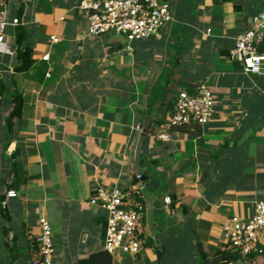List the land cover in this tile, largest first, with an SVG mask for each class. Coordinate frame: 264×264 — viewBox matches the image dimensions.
<instances>
[{"label":"crops","instance_id":"crops-1","mask_svg":"<svg viewBox=\"0 0 264 264\" xmlns=\"http://www.w3.org/2000/svg\"><path fill=\"white\" fill-rule=\"evenodd\" d=\"M81 1L5 0L18 24L6 30L11 52L0 53V264H31L40 217L52 228L51 264L102 251L107 213L89 203L98 186L141 187L144 244L110 264L212 260L227 246L228 218L264 200V75L228 56L264 18V0H165L169 22L132 41L87 35ZM17 26L33 60L25 71L15 69ZM201 83L215 98L210 121L155 139L178 91ZM13 94L21 103L7 124ZM228 252L234 259L207 264H264Z\"/></svg>","mask_w":264,"mask_h":264},{"label":"built area","instance_id":"built-area-1","mask_svg":"<svg viewBox=\"0 0 264 264\" xmlns=\"http://www.w3.org/2000/svg\"><path fill=\"white\" fill-rule=\"evenodd\" d=\"M80 8L87 18L86 34L90 36H122L126 41L157 36L171 18L170 4L165 0H82ZM5 0H0V53H10L6 40L9 25ZM52 42L57 38L50 37ZM264 18L255 16L249 27L240 33L229 49L230 59L237 61L245 73L264 75ZM215 112V98L210 86L201 83L193 91L182 88L174 97L173 108L166 126L155 134V139H171L168 128L181 125H203ZM137 174L136 178L140 179ZM141 187L123 190L118 186L96 187L89 203L103 208L106 213L103 249L110 255L117 252L134 255L144 244L142 226L143 205L136 200ZM9 190L7 196H15ZM165 200V198H164ZM39 232L34 239L31 264H51L54 253L52 228L49 221L38 218ZM223 243L242 258L264 256V200L254 203L252 213L245 219L231 216L223 224Z\"/></svg>","mask_w":264,"mask_h":264},{"label":"trees","instance_id":"trees-1","mask_svg":"<svg viewBox=\"0 0 264 264\" xmlns=\"http://www.w3.org/2000/svg\"><path fill=\"white\" fill-rule=\"evenodd\" d=\"M24 39L25 31L23 30V27L17 26L15 29V44L17 45L16 57L20 61V64L18 66H15V69L19 71L27 70L33 62L31 57V49L29 48L27 43L24 44ZM2 91L3 85L0 81V92L2 93ZM19 97L20 95H12L13 108L5 120L7 124L11 121L12 116H14L19 110L21 103ZM228 250V246H223V248L215 254L212 260H208L206 258V255L203 256L202 264H207L208 262L216 263L217 261H223L224 259H226V261H229V259H234L233 256L228 254ZM110 261L111 255L103 249L102 251L89 254L86 257L79 259L77 261V264H110Z\"/></svg>","mask_w":264,"mask_h":264},{"label":"rangeland","instance_id":"rangeland-1","mask_svg":"<svg viewBox=\"0 0 264 264\" xmlns=\"http://www.w3.org/2000/svg\"><path fill=\"white\" fill-rule=\"evenodd\" d=\"M122 36H119V38H121ZM123 38V37H122ZM124 39V38H123Z\"/></svg>","mask_w":264,"mask_h":264}]
</instances>
